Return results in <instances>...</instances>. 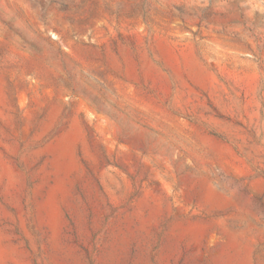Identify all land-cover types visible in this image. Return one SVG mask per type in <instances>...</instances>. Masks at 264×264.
Segmentation results:
<instances>
[{
	"label": "rangeland",
	"instance_id": "obj_1",
	"mask_svg": "<svg viewBox=\"0 0 264 264\" xmlns=\"http://www.w3.org/2000/svg\"><path fill=\"white\" fill-rule=\"evenodd\" d=\"M0 264H264V0H0Z\"/></svg>",
	"mask_w": 264,
	"mask_h": 264
}]
</instances>
